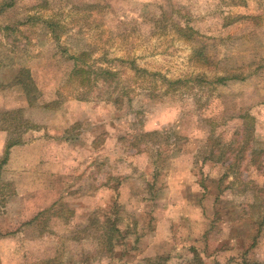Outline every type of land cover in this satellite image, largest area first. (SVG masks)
Wrapping results in <instances>:
<instances>
[{"label":"rangeland","instance_id":"1","mask_svg":"<svg viewBox=\"0 0 264 264\" xmlns=\"http://www.w3.org/2000/svg\"><path fill=\"white\" fill-rule=\"evenodd\" d=\"M7 132L0 264L264 262V0H0Z\"/></svg>","mask_w":264,"mask_h":264},{"label":"trees","instance_id":"2","mask_svg":"<svg viewBox=\"0 0 264 264\" xmlns=\"http://www.w3.org/2000/svg\"><path fill=\"white\" fill-rule=\"evenodd\" d=\"M234 2H236V3H242L243 0H234ZM74 66L75 67L71 71L72 77H75V78L79 79V83L81 85H84L86 83L85 82V80H86L85 78H87L86 77V73H85L86 71L83 69V67L76 66V64ZM26 73H27V69H21L19 71V73L17 74L16 78H15V83L20 84L23 87L25 93L28 95V93H30V91L33 89V85H32L31 80L29 79V76ZM224 79H226V77L225 76H222L218 80L223 81ZM173 82H175V81H173ZM3 112H4V114L5 113L9 114V111H3ZM243 135L245 137H243L241 139V142H240L241 145H242L243 150L244 149L251 150V160H254V156H255V158H258V152H257V150L251 146L250 141H249V138L247 137V136H249V133H248L247 129H244L243 128ZM17 143H19V137H10L7 140L4 153L0 157V173H1V170H2L3 164L5 162H7L9 148L11 146H13L14 144H17ZM219 150H220V148H219ZM220 157L221 156H219L217 158H220ZM0 186H1V184H0ZM0 192H1V190H0ZM43 213H41L37 218L41 217L43 215ZM0 235H1V233H0ZM191 249L194 252H196V253H199L200 252V250L196 249L195 247H192ZM160 259L167 260L168 259V256L167 257H164V258H162L160 256L157 257V258H151V259L150 258H146L145 259V262L144 263H141V264H161ZM240 264H264V262H247V261H241Z\"/></svg>","mask_w":264,"mask_h":264},{"label":"crops","instance_id":"3","mask_svg":"<svg viewBox=\"0 0 264 264\" xmlns=\"http://www.w3.org/2000/svg\"><path fill=\"white\" fill-rule=\"evenodd\" d=\"M2 130H4V129H2ZM5 133H4V135H2L1 136V141H0V153L2 152V150L4 149V147H5V144H4V147H3V139H4V137H5ZM35 136V135H34ZM8 137H9V133L7 132V138H6V140H5V143L7 142V140H8ZM63 139V141H66L67 140V138L66 137H60V139L59 140H61L62 141V139ZM23 139L22 140H20L19 139V143H23ZM14 146V145H13ZM154 196H152L151 198H153ZM163 237V236H162Z\"/></svg>","mask_w":264,"mask_h":264}]
</instances>
